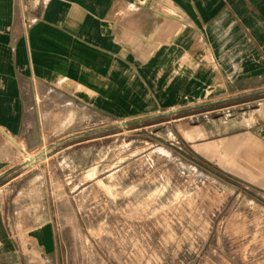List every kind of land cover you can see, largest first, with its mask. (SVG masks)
<instances>
[{"label":"crops","instance_id":"1","mask_svg":"<svg viewBox=\"0 0 264 264\" xmlns=\"http://www.w3.org/2000/svg\"><path fill=\"white\" fill-rule=\"evenodd\" d=\"M262 94L264 0H0V264H52V220L2 191L107 119L240 105L226 173L264 195Z\"/></svg>","mask_w":264,"mask_h":264},{"label":"rangeland","instance_id":"2","mask_svg":"<svg viewBox=\"0 0 264 264\" xmlns=\"http://www.w3.org/2000/svg\"><path fill=\"white\" fill-rule=\"evenodd\" d=\"M241 112L215 103L107 119L98 139L28 158L2 193L12 211L52 220V264H264V195L226 173Z\"/></svg>","mask_w":264,"mask_h":264}]
</instances>
